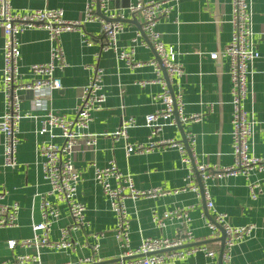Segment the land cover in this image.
<instances>
[{
  "label": "crops",
  "instance_id": "obj_1",
  "mask_svg": "<svg viewBox=\"0 0 264 264\" xmlns=\"http://www.w3.org/2000/svg\"><path fill=\"white\" fill-rule=\"evenodd\" d=\"M13 12L41 8H61L63 19L72 21L82 17L85 0H10ZM111 9L125 8L128 0H109ZM170 10L163 16L156 29L166 46L176 51L175 61L181 65L182 73L171 77L173 92L180 93L183 101V114L201 115L197 121L181 123L184 133L195 135L194 145L190 147L194 164H207L211 177L205 181L197 178L195 182L209 191L214 208L228 215L234 226L253 224L255 228L250 237L235 244L229 262L222 264H264V171L250 172L249 175L213 176L212 167L233 165L231 138V81L225 60L215 61L209 53L222 50L231 35V0H173ZM127 7V6H126ZM252 28L257 42L259 57L252 64L249 77L248 94L243 101L244 108L255 121V131L251 152L264 155V0H251ZM124 21V30L118 35V43L126 46L140 24V16H130ZM67 66L56 71L61 78L62 87L47 94L24 93L20 99V111L26 115L18 125L16 145V167L3 166V146L0 134V192L5 191L3 204L17 202L19 205L17 226L0 228V262L19 264L17 257L32 256L34 246L16 243L10 249L8 240H18L32 236L31 223L41 220L40 203L43 197L59 210V218L52 223L48 239L59 240L60 231L68 228L71 218L67 206L48 195L49 185L43 177V157L37 153L42 142L50 138L40 134L41 121L49 109L73 117L74 107L82 86L88 81L94 67L103 70L102 85L106 99L100 110L92 112L88 132L94 135L96 145H81L73 159L80 172L76 198L85 205L86 224L77 230L69 229L67 238L72 246L65 249H40V262L28 261L23 264H78L81 259L93 256L100 261L119 258L125 248H121L114 237L116 218L109 201L101 187L95 182L94 167H104L114 160L122 173L129 174L138 189L161 187L171 191L154 198L141 197L128 199L126 208L129 219V247L135 249L146 237H168L190 231L193 236L186 244L203 242L208 250L217 252L208 257L196 252L184 259L166 264H218L220 250V231L214 232L207 226L212 213L206 207L205 198L190 190L178 191L184 185L187 174L186 165L176 148L156 149L145 154H131L126 157L125 143L110 136L121 123L123 117H134L136 126L128 129L130 142L144 141L148 128L144 117L160 107L155 98L160 85L151 82L156 78L152 66L139 69L127 68L118 61L112 51H101L104 36L98 22L83 24L80 31H68L60 35ZM87 39L90 44H87ZM20 57L18 61L22 80H29L28 66L44 63L49 59L47 32L41 27H30L17 35ZM3 34L0 28V115L4 111V96L1 89ZM155 58L151 47L136 46L135 59L148 61ZM147 83L140 84L139 82ZM182 131L177 125L165 126L161 131L163 138L182 141ZM185 138V137H184ZM186 139V138H185ZM61 144L60 138L52 140ZM252 184L256 196L250 191ZM200 187V186H199ZM259 189V190H258ZM182 209L187 212L189 221L171 216L164 218L163 212ZM156 214L163 226L153 221ZM99 244L95 251L93 245ZM202 245V244H201Z\"/></svg>",
  "mask_w": 264,
  "mask_h": 264
},
{
  "label": "built area",
  "instance_id": "obj_2",
  "mask_svg": "<svg viewBox=\"0 0 264 264\" xmlns=\"http://www.w3.org/2000/svg\"><path fill=\"white\" fill-rule=\"evenodd\" d=\"M173 0H129L125 8L111 9L109 0H85L82 17L68 21L63 19L61 8H41L26 11L13 12L10 0H0V28L3 34L2 44V68L1 89L4 96V111L0 115V134L3 146V166L16 167V145L18 142L17 131L20 120L26 115L20 111L21 96L27 92L47 94L62 87L61 78L56 71L63 70L67 66L64 49L60 42V35L68 31H80L83 24L96 21L99 23L104 36L101 51H112L116 59L123 61L130 69H139L146 65L152 66L156 78L151 82L160 85V92L155 98L160 101V107L144 117V126L148 128V134L144 141L130 142L128 129L136 126L134 117L128 116L121 119L120 125L110 133L115 140L122 139L125 143L126 157L131 154H145L156 149L176 148L182 162L186 165L187 174L184 177V185L178 191L190 190L197 195H202L206 201V207L212 213L207 226L214 232H219L218 226L225 232L222 262H229L232 248L238 242L251 236L255 226L253 224L234 226L229 222L228 215L218 212L210 198L209 191L200 188L195 182L196 172L201 180L211 177L207 164H194L189 149L194 145L195 135L186 133L185 138L188 147L175 138H163L161 131L165 126L177 125L187 121H197L201 115L183 114V101L180 93L171 94L169 89L170 79L182 73V68L175 61L176 51L172 46H166L161 39V33L156 29L159 20L166 16L170 10L169 2ZM99 7V14L96 12ZM126 13L130 16H140V27L135 30L130 43L121 46L118 43V35L124 30ZM251 0H231V35L227 45L220 51L209 53L212 60H225L228 63L227 73L231 81V105H232V131L231 148L233 165L229 167H212L213 176L224 175H249L250 172L264 171V155L256 156L251 152L253 144L255 121L250 117L243 106V101L248 94L249 77L253 62L259 57L257 42L254 39L252 28ZM41 27L47 32L49 42V59L44 63H33L28 66L29 80H22L19 72L18 61L20 57L17 35L26 28ZM87 44L90 41L85 39ZM151 47L155 58L148 61L135 59V47ZM163 71L168 79L165 78ZM103 70L98 67L92 69L89 81L82 86L78 102L74 107L73 117L55 112L49 109L41 121L40 134H46L50 138L48 142H42L37 148V153L43 157V177L49 185L48 195L64 203L67 206L71 224L60 231L57 241H50L48 234L52 223L59 218V210L52 202L43 197L40 203L41 220L31 223L32 236L18 240H8L7 246L12 249L16 243L22 246H34L35 254L32 256L21 255L17 262L23 264L28 261L40 262V249L49 247L52 249H65L72 246L67 238L69 229L82 228L85 205L76 198L77 185L81 180L80 172L75 167L73 156L81 145L93 147L96 139L88 132L89 123L92 120V112L102 108L106 99L102 85ZM146 84V81L139 82ZM177 114V117L175 116ZM60 138L61 144L52 140ZM95 182L101 187L109 201L111 211L114 213L116 223L114 237L119 242L122 251L117 261L105 264H166L184 259L196 252H203L208 257H214L217 252L208 250L205 245L182 247L192 239L190 231H184L173 238L146 237L142 239L135 249L129 247V219L126 208L128 199L146 197L154 198L169 194L171 191L161 187L150 189H138L135 187L129 174L122 173L114 160H110L104 167H94ZM258 184H252L249 188L252 197L256 196L255 188ZM259 190V189H258ZM5 191L0 192V201L4 198ZM19 205L17 202L10 204L0 203V228H12L17 226ZM164 218L175 216L183 223L189 221V216L182 209L164 211ZM153 221L163 226L164 222L154 213ZM99 244L93 245L95 251ZM137 255V256H136ZM219 255V253H218ZM100 262L99 259L86 257L78 264H91ZM7 264V262H0Z\"/></svg>",
  "mask_w": 264,
  "mask_h": 264
},
{
  "label": "water",
  "instance_id": "obj_3",
  "mask_svg": "<svg viewBox=\"0 0 264 264\" xmlns=\"http://www.w3.org/2000/svg\"><path fill=\"white\" fill-rule=\"evenodd\" d=\"M128 4H129V0H128V3H126L125 5H122V6L126 7V6H128ZM109 5H110V3H109ZM96 12L99 14V7L98 6H97V9H96ZM122 21H128V20L127 19H122ZM139 27H140V24H138V28ZM163 74H164L165 78L168 79L164 71H163ZM169 89L171 91V94H173V90H172V88L170 86V83H169ZM26 93L32 94L33 92L32 91H27ZM175 116L177 117V114H175ZM177 126L182 131L181 135H182V138H183L182 139L183 143L186 145L187 148H189L188 147V143H187L186 139L184 138L185 137V133H184V131L182 129V125H181V123L178 120H177ZM196 175H197V178L199 179V176H198L197 172H196ZM199 186L201 188L200 181H199ZM218 229H219L220 234H221V237H220V250H219V255H218V264H222V252H223V248H224L225 232H224L223 228L220 227V226H218ZM207 242L208 241L195 242V243H191V244H184L182 247H190V246H195V245H201V244H204V243H207ZM117 260H118V258L111 259V260H106V261L95 262V263H91V264H105V263H109V262L117 261Z\"/></svg>",
  "mask_w": 264,
  "mask_h": 264
}]
</instances>
